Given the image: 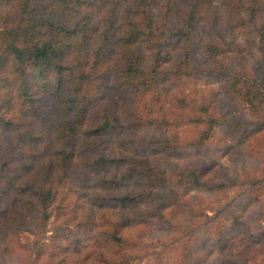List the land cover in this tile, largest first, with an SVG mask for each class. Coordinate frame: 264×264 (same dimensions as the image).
<instances>
[{
  "label": "rangeland",
  "instance_id": "374dc122",
  "mask_svg": "<svg viewBox=\"0 0 264 264\" xmlns=\"http://www.w3.org/2000/svg\"><path fill=\"white\" fill-rule=\"evenodd\" d=\"M0 264H264V0H0Z\"/></svg>",
  "mask_w": 264,
  "mask_h": 264
},
{
  "label": "trees",
  "instance_id": "16d2710c",
  "mask_svg": "<svg viewBox=\"0 0 264 264\" xmlns=\"http://www.w3.org/2000/svg\"><path fill=\"white\" fill-rule=\"evenodd\" d=\"M33 49L35 51L36 56L43 57L46 54L48 47L46 44H38ZM12 50H13V54L16 58H22V50L20 48L14 46V47H12Z\"/></svg>",
  "mask_w": 264,
  "mask_h": 264
}]
</instances>
